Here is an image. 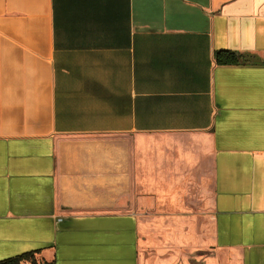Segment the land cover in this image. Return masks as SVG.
Listing matches in <instances>:
<instances>
[{"label": "crops", "instance_id": "0c3cea01", "mask_svg": "<svg viewBox=\"0 0 264 264\" xmlns=\"http://www.w3.org/2000/svg\"><path fill=\"white\" fill-rule=\"evenodd\" d=\"M182 183L264 264V0H0V262L181 264L140 216Z\"/></svg>", "mask_w": 264, "mask_h": 264}, {"label": "rangeland", "instance_id": "374dc122", "mask_svg": "<svg viewBox=\"0 0 264 264\" xmlns=\"http://www.w3.org/2000/svg\"><path fill=\"white\" fill-rule=\"evenodd\" d=\"M181 185V189L175 190L180 191L176 197L171 190L160 195L151 193L155 198L140 216L145 230L141 233L150 240L151 251L156 249L153 252L158 255L172 254L181 264H207L210 259L213 262L209 264H222L217 255L211 258V252L206 249L213 228L209 198H205V191L190 190L184 183Z\"/></svg>", "mask_w": 264, "mask_h": 264}, {"label": "trees", "instance_id": "16d2710c", "mask_svg": "<svg viewBox=\"0 0 264 264\" xmlns=\"http://www.w3.org/2000/svg\"><path fill=\"white\" fill-rule=\"evenodd\" d=\"M216 60L220 64H227V63H238V56L232 52L228 51H218L216 53ZM22 262H28V264H54V262H38L35 259V251L28 252L17 256L15 258L7 259L1 261L0 264H22Z\"/></svg>", "mask_w": 264, "mask_h": 264}]
</instances>
